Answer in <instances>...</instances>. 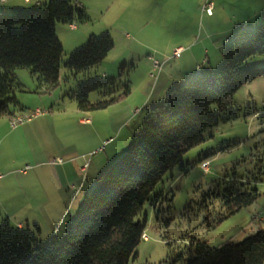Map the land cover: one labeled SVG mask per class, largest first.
<instances>
[{
    "label": "rangeland",
    "instance_id": "374dc122",
    "mask_svg": "<svg viewBox=\"0 0 264 264\" xmlns=\"http://www.w3.org/2000/svg\"><path fill=\"white\" fill-rule=\"evenodd\" d=\"M48 1L0 0V11L2 7L43 10ZM76 1L89 19L73 23L76 30L67 23H55L63 46L62 62L85 34L107 32L113 48L98 65L84 72H71L62 64L58 85L52 88L40 86L28 69H15L19 86L14 95L24 105L20 114H31L36 108L41 113L16 128L30 120L33 125L15 133H11L16 128L10 126L9 118L0 117L2 168L15 163L21 167L31 163L33 156H40V169L47 171L40 172L39 181L10 177L1 190L13 192L15 198L4 202L0 196V213L8 206L13 208L8 214L12 225L21 218L24 230L38 244L46 243L52 235L62 240L91 182L126 149L152 105L162 102L172 86L219 69L227 16L233 14L232 22L239 24L247 17L242 9L264 4V0H219L216 11L217 0H212L211 14L203 10L202 3L203 15L194 9L198 0H162L157 1L159 5L147 0ZM6 9L2 10L6 14L14 12ZM258 23L251 22L246 30H253ZM176 48L180 49L177 55ZM190 56L197 58L198 67L188 68L194 61ZM214 58L221 62L210 67L200 63ZM263 65L264 54H256L241 68ZM93 79H114L110 96L120 95L124 84L129 92L106 108L81 111L74 94L79 84ZM88 99L95 102L102 96L91 92ZM203 160L209 161L208 171L200 167ZM182 164L184 169L174 166L156 184L152 191V195L160 194L156 207L144 203L137 219H145L148 239H141L135 248L137 255L128 264H185L189 243L194 240L214 247L227 240L241 241L264 227V74L240 86L232 95L229 110L220 112L217 124L203 131V141L185 153ZM5 174L0 170V178ZM234 182L255 187L260 195L249 206L214 224L212 219L220 207L214 202L208 208L211 210H206L204 203L209 199L205 193L220 194Z\"/></svg>",
    "mask_w": 264,
    "mask_h": 264
},
{
    "label": "trees",
    "instance_id": "16d2710c",
    "mask_svg": "<svg viewBox=\"0 0 264 264\" xmlns=\"http://www.w3.org/2000/svg\"><path fill=\"white\" fill-rule=\"evenodd\" d=\"M88 19L76 0H49L43 10L0 11V117L20 114L24 108L14 95L19 86L15 69H28L40 86L52 88L58 85L62 64L79 73L107 56L114 43L105 32L90 35L62 62L63 46L55 23H85ZM256 54H264V14L253 30L232 34L216 72L206 71L172 86L162 102L150 107L126 149L90 186L61 241L52 235L46 243L38 244L30 232L0 222V264H128L137 255L135 248L144 233L145 219H137L144 203L156 207L160 194L152 195V191L162 176L177 165L184 169L185 153L203 141V131L217 124L220 112L229 110L232 95L264 74V65L241 68ZM114 82L93 79L79 84L74 94L77 108H106L128 94L129 87L124 84L120 95L110 96ZM91 92L102 99L89 101ZM259 195L255 187L234 182L220 194L205 193L209 200L204 205L209 211L218 203L219 212L212 219L215 224L249 206ZM189 245L185 264L264 263V227L238 242L227 240L213 247L194 240Z\"/></svg>",
    "mask_w": 264,
    "mask_h": 264
},
{
    "label": "crops",
    "instance_id": "0c3cea01",
    "mask_svg": "<svg viewBox=\"0 0 264 264\" xmlns=\"http://www.w3.org/2000/svg\"><path fill=\"white\" fill-rule=\"evenodd\" d=\"M150 1H152V2L154 1V2H156V5H159L160 2H157V1H162V0H147V2H150ZM191 1H194V0H191ZM195 2H196V0H195ZM203 2H204V0H198L196 2V5L194 6V9L200 11L202 14L204 13L202 11V3ZM167 3H169V2H167ZM219 3H220L219 0H217L216 3L214 2V8H213V10H216V8L219 5ZM6 8H8V10H13V11L16 10L14 7L13 8L12 7H10V8L9 7H2L1 11L2 10L3 11L7 10ZM242 10H244L243 15H247L246 20L244 22H242V23H239V24L238 23H235L234 24L232 22L234 20V18H235V16H233V14H229L227 16L229 22L227 21V23H226L227 27L225 28V30H223L225 32V36H226L224 42L222 43L224 46H225V44H227L229 42L232 34L236 30H240V29H245L246 30V28H248V26H252L251 25V22L253 23V22H258L259 21L260 16L262 14H264V4L260 5L258 8H250V7L247 8L246 7L244 9H242ZM249 10H251V12H249ZM192 14H193V12H192ZM248 14H250V15L248 16ZM75 24H73L74 26H71V24H69V27L71 29L76 30L77 29V26ZM91 34H93V33H91ZM89 36H90V34H85L84 36H82L83 37V40L80 41V42H79V38H78L75 41V42L78 41V43H76L75 45H73V47H72L73 49L72 50H74V49L78 48V46H81L82 44H84L85 43L84 40L86 41ZM82 42H84V43H82ZM183 51H185V50H182L180 54H182ZM190 54L193 55L194 53H190ZM190 58H192V60H194V61H191V63L188 65L190 67H188V68L198 67L199 65L198 64H195V63L198 62L197 58H195L194 56H190ZM187 61H189V59H187ZM220 62H221V59L218 61L217 58H214L213 60L207 59L206 62L204 61V59H202L200 63H201V65H206L207 67H210L208 65H210V64H214L215 65L216 63L218 65ZM191 64L192 65L195 64V65L194 66H191ZM192 74H195V73H192ZM186 76H188V75H185V78H186ZM22 106L24 107V105H22ZM37 118L40 119V117H37ZM86 120H88V118L85 119V122H86ZM38 121H40V120H38ZM81 121H83V119H81ZM34 123L35 122H33V121L30 120L28 123H26L25 125L20 126L19 128L21 129L23 127V128H26L27 129L28 126L33 125ZM19 128L14 129L13 132H11V133L17 132L19 130ZM29 161H31V163H26L25 165H23L21 167H18V165H15L16 164L15 163V164L12 165L13 167H11V168L10 167L2 168V167H4V164H3V161L0 160V170H3L6 173L5 175H3L0 178V196L2 197V200L4 202L6 200H9L10 198H15L14 197L15 194L13 192L3 191V190H5V188H3V187L8 183V180L10 179V177L13 178V176L16 175L17 176V179L20 178V179H23V180H25L27 182H29L31 180L39 181L40 180V172H42V173L47 172L46 169H44V172H43V168L40 169V156H33V159L32 160H29ZM11 162L12 161L9 160L8 165L11 164ZM48 173L51 174L50 171H48ZM10 181H12V180H10ZM92 184H93V182H91L90 186ZM2 188H3V190H1ZM12 210H13V208H11L10 206H8L7 209H2L1 210V213H0V222L7 221L8 224L13 229H16V230H24L25 229V221H23L21 218L20 219H17V220H14L15 221V224L12 225V222L10 221V216L8 215L10 212H12ZM17 210H18V208H15V211H17ZM26 226H28V225H26ZM26 230H29V228H26Z\"/></svg>",
    "mask_w": 264,
    "mask_h": 264
},
{
    "label": "built area",
    "instance_id": "2783aa9c",
    "mask_svg": "<svg viewBox=\"0 0 264 264\" xmlns=\"http://www.w3.org/2000/svg\"><path fill=\"white\" fill-rule=\"evenodd\" d=\"M212 6H213V1L212 0H204L203 2V10L208 13L211 14L212 12ZM73 24H71L72 26ZM180 52L179 48H176L174 50V53L177 55ZM41 111L40 109L36 108L35 110L31 111V114H16V115H12L9 117V124L12 128H16L17 126H19L20 124H22L24 121L31 119V117H33L34 115H38L40 114ZM200 167L204 170V171H208L209 170V161L207 160H203L200 162ZM23 171V170H22ZM253 220L257 219V216H253L252 217ZM142 239L143 240H147L148 236L147 234L144 232L142 233Z\"/></svg>",
    "mask_w": 264,
    "mask_h": 264
}]
</instances>
